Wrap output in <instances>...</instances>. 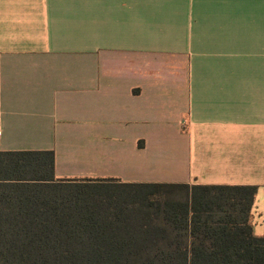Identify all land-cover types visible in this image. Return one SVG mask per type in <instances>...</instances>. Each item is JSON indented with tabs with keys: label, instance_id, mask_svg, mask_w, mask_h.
Wrapping results in <instances>:
<instances>
[{
	"label": "crops",
	"instance_id": "0c3cea01",
	"mask_svg": "<svg viewBox=\"0 0 264 264\" xmlns=\"http://www.w3.org/2000/svg\"><path fill=\"white\" fill-rule=\"evenodd\" d=\"M30 152L56 180L256 186L264 237V0H0V186Z\"/></svg>",
	"mask_w": 264,
	"mask_h": 264
},
{
	"label": "trees",
	"instance_id": "16d2710c",
	"mask_svg": "<svg viewBox=\"0 0 264 264\" xmlns=\"http://www.w3.org/2000/svg\"><path fill=\"white\" fill-rule=\"evenodd\" d=\"M3 162L0 264H264L256 186L56 180L52 152Z\"/></svg>",
	"mask_w": 264,
	"mask_h": 264
},
{
	"label": "rangeland",
	"instance_id": "374dc122",
	"mask_svg": "<svg viewBox=\"0 0 264 264\" xmlns=\"http://www.w3.org/2000/svg\"><path fill=\"white\" fill-rule=\"evenodd\" d=\"M71 191H73V190H72V189L68 190V194H69V195L72 194V193H69V192H71Z\"/></svg>",
	"mask_w": 264,
	"mask_h": 264
}]
</instances>
